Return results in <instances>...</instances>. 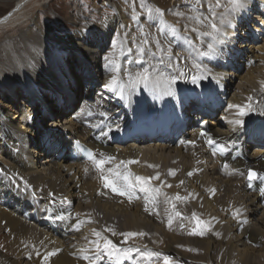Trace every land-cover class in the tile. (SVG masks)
I'll return each mask as SVG.
<instances>
[{"label":"bare ground","instance_id":"bare-ground-1","mask_svg":"<svg viewBox=\"0 0 264 264\" xmlns=\"http://www.w3.org/2000/svg\"><path fill=\"white\" fill-rule=\"evenodd\" d=\"M96 1L110 7L112 14L105 11L107 15L103 12L99 18L78 9L70 22L58 13L48 20L41 13L50 0H15L0 16V264L89 263L83 257L94 254L89 251L95 248L91 242L102 244L104 238L141 250L121 256L119 264H147L143 248L163 251L175 258L174 264H264V43L257 45L264 37H260L264 0H247L212 58L197 57L185 41L167 35L174 40L171 62L177 65L179 54L180 71L195 73L194 62L210 70L209 79L199 86L178 80L170 96L163 94V87L132 89L127 83L128 74L141 70L133 62L138 54L129 53L133 44L129 34L135 32L129 27H142L152 45L154 33L160 34L157 27L147 15L131 21L114 0ZM209 2L216 0H203L205 13ZM194 3L182 7L175 2L185 14L178 23L163 19L199 45L191 31L199 26L188 19ZM115 36L119 46L113 45ZM160 56L163 53H157ZM67 60L73 64H65ZM144 61L143 66L158 65L155 57ZM242 69L246 71L240 76ZM165 71L177 74L175 67ZM113 75L118 87L109 94L103 85ZM59 82L62 93L57 90ZM77 85L86 88L81 99ZM16 97L21 99L19 105L14 103ZM220 104L227 107L217 120ZM229 105L250 108L239 116L240 109ZM236 119L243 123L235 124ZM190 122L192 127L185 130ZM201 130L206 134L199 136ZM209 139L214 143L208 144ZM75 141L91 147L95 159H115L101 169L93 160H74ZM215 145L227 154L215 152ZM170 170L175 175H169ZM249 170L259 174L254 188L247 186ZM190 171L192 176L187 175ZM116 173L129 176L133 184L136 176L159 174V179L150 181L159 193L140 192L137 185L131 198L114 194L104 187L101 176L122 187L124 181ZM146 195L154 199L146 203ZM49 209L54 211L50 216L54 228L45 222ZM170 219L172 224L203 222V229L214 234H208L209 241L197 242L206 245V257L181 252L175 245L181 239L176 232L164 249L153 242H145L146 246L132 242L140 241L136 238L124 243L121 233L128 227L149 232L154 224L169 225ZM117 224L124 232L115 230ZM93 230L101 236L97 238ZM98 264L115 261L101 256Z\"/></svg>","mask_w":264,"mask_h":264},{"label":"snow or ice","instance_id":"snow-or-ice-1","mask_svg":"<svg viewBox=\"0 0 264 264\" xmlns=\"http://www.w3.org/2000/svg\"><path fill=\"white\" fill-rule=\"evenodd\" d=\"M203 4V0H195V3L189 6V11L193 13L192 16H189L188 19L195 21V23L199 27H194L191 29L192 32L196 33V39L200 42L199 45L193 44L191 38L187 36H180L179 29L177 26L169 24L166 20L163 19L165 12L163 9L159 7H151L147 4L146 0H139V7L141 12L145 13L148 16V19L152 25L157 27L158 32L167 38L168 34L176 37L177 39H181L187 43L189 48L195 49V54L197 57H207L212 58L216 55L218 46L224 43V38L226 36V28L232 27L233 21L241 14V12L247 6V0H216L215 4L208 3L207 4V13L201 10V5ZM222 11H218L221 10ZM133 15L131 19L135 22L137 21L140 16L136 13L135 6H133ZM171 11V10H169ZM173 15L178 17H183L185 14L181 11L172 12ZM200 28L205 30L201 31ZM187 31V29H186ZM141 35H146L143 31V28L140 29ZM207 38V40H205ZM135 39V38H134ZM153 42L155 43L157 52L153 53L146 49V46L149 44V40L145 38L142 41V46L138 47L137 54L140 59L133 61L141 65V70L137 71L135 74H128V86L132 89H135L139 86H143L145 90L155 89L160 90L161 87L164 89V95H173V85L177 83L178 80H185L190 82L192 85L199 86L200 81L209 79L210 70L206 69L202 63L194 62L193 67L197 69L195 73H186L184 71H180L178 68V64L181 60L179 54H177V65H173L171 62L172 58V49L169 47L166 51L162 49L160 41L153 37ZM113 45H115V41H113ZM132 49H129V53H131ZM163 53V56L159 57L158 65H150V66H143L145 61L143 57L148 55L150 57H156L157 53ZM164 56L168 58V62H165ZM105 60L108 64H111L112 61L106 56ZM163 66V67H161ZM176 68L177 74H171L166 72L165 69H173ZM104 89L110 92H115L118 87L117 78L115 75L103 85ZM264 87V85H262ZM251 99V97H249ZM229 108H238L239 116H244L247 114L245 111L246 108H250L249 105H229ZM235 124L240 125L243 123L242 120L236 119L234 121ZM106 135V133H105ZM204 135V133H201ZM181 143H188L194 144V141H182ZM208 144H213L214 140L209 139L207 141ZM103 155V154H102ZM89 157L93 159L94 164L97 169H100L106 161L103 159L97 160L95 159L94 155L89 152ZM114 159L113 157H108L107 160L110 161ZM128 164L135 163V161H128ZM121 164H125L124 161H121ZM111 171V170H109ZM193 172H188V176H192ZM118 177L123 179L124 184L122 187H118L115 181L109 180L106 177H101L104 181V186L106 188H111L114 193H117L121 196H129L131 198L132 192L134 189L139 186V191L151 194L153 192L159 193V189H153L150 185L151 180L159 179V174L153 177H141L136 176L135 181L136 183L133 184L129 180V176H122L120 173H116ZM169 175H175L174 171L169 172ZM259 178V174L253 170H249L247 173V179L252 181L253 179ZM183 183V181H181ZM170 187V185H169ZM123 189V190H122ZM264 192V190H262ZM53 193H49V196H52ZM146 203L149 199H154V197L150 195H146L145 197ZM177 200L182 199L179 195L176 196ZM147 211V208L145 209ZM177 216L181 214L179 212L176 213ZM59 218V217H58ZM193 219H196L195 214H193ZM171 224V219L169 220V225ZM197 229L190 232V235H203V222L197 220ZM108 229H106L107 231ZM93 234L99 238L101 233L98 231L93 230ZM115 235V233H113ZM122 236L125 237L124 243H127V238L137 237V236H144L146 235L143 232H129V233H121ZM95 245L94 249L89 251L93 252L94 254L91 256H84L83 258L89 261V264H98V257H106L109 261H115V264H119L120 257L123 256L124 258H128L133 251L140 252V249H131L126 247H121L117 243H114L112 240L104 238L103 243L101 244L98 240L92 241ZM52 255V253H49ZM142 258H146L151 260L152 258H161L162 254L158 252H143L141 253ZM162 264H174L173 260L167 256H162Z\"/></svg>","mask_w":264,"mask_h":264},{"label":"rangeland","instance_id":"rangeland-1","mask_svg":"<svg viewBox=\"0 0 264 264\" xmlns=\"http://www.w3.org/2000/svg\"><path fill=\"white\" fill-rule=\"evenodd\" d=\"M177 1L181 3L182 7H185V6L189 5L190 3H192L194 0H146L147 4L149 6H151V7H159L161 9H163L164 12H165L164 16H167L170 21L171 20L175 21L174 23H178L179 20H180V17L172 14V12L179 11V9L175 8V2H177ZM14 2H15V0H0V16L5 15L9 11V9L14 5ZM114 2H117L119 4V6L124 9V11L128 14V18L131 21H133L131 19L132 15H133V11H132L133 6H135V10H136L137 14L146 15L145 13L141 12V10H140L139 0H114ZM78 9H82L87 14H91V15H94V17H99V18L104 17V16L107 15L105 11H108V13L112 14V9L110 7H105V5L102 6L101 3L96 1V0H50L49 4L46 6L45 12H42L41 14H42V16H43V14L47 15L48 16V20H53V18H52L53 13H58L59 15L63 16L64 18H66V22H70L69 17L73 13H75V11H79ZM169 10H171V11H169ZM103 12H105L104 16H100V15H103ZM48 23H51V22L48 21ZM140 29H141V27L132 26V25L129 27V30L135 31L133 35L129 34V37L131 38V40H133V41L130 40L131 42L130 41L129 42L133 43L130 47H131L132 51L134 50L136 53H137L138 47L142 46V41L145 38H147L146 35H141ZM152 31L155 32L157 30L154 29ZM260 35H261L260 37L264 36L262 34H260ZM158 36L161 37V39L159 41H160L162 49H164L166 51L170 47V44L174 40L171 37L167 36V38H165L161 34H156V33H154L152 38L153 37L158 38ZM115 38H116V36L114 37L115 46L116 45L119 46L120 43L118 42V39L117 38L115 39ZM257 41H259L257 43V45L259 43L263 44L264 43V37H263V39H261V40L259 39ZM151 45H152V43L149 42V44L146 46V48H149L152 52H157L155 44H153L152 46ZM146 58L149 59L150 56L147 55L146 57H143V60H147ZM137 59H140V57L137 58ZM155 59L157 61L159 60L158 57H155ZM164 59L168 60V58L166 56H164ZM190 59H191V61L193 60L192 57H190ZM65 64L72 65L73 63H72L71 60H67V61H65ZM251 66L254 67V63H252ZM242 70H244V69H242ZM242 70L239 72L240 76H242L243 73L246 71V70H244V71H242ZM61 73H62V78L65 79L64 72H61ZM74 76H75V73L72 76V79L74 78ZM237 82H238V79H236L235 85L237 84ZM99 84L100 83L96 82L95 86H98ZM59 86H60V82L58 83L57 90H58V93H59V91H60V93H62L61 89H59ZM77 86H78V88H77V96L80 95V99H81V97L83 98V94L86 91V88H85V85H80V87H79V85H77ZM70 93H71V89H70ZM17 98L18 97H16L14 103H16V105H19V103L21 102V99L20 98L17 99ZM103 102H105L104 98H103ZM225 107H227V106L224 105V104H220L218 106V108L216 110V114H215L217 120H218L217 117H219V116H221L223 114V111L226 109ZM68 111L70 112V110H68ZM191 127H192V123L190 122L186 126L185 130H189ZM163 181H165V179ZM187 201H188V199H187ZM199 213L200 212H198V214ZM187 217L188 216H186L185 218H187ZM173 218H172V221H173ZM186 224L185 225L184 224H177V223H173V224L171 223L170 225H168L166 223H165V225L163 223L162 224H154V228H152L149 232H143L147 236L146 235L137 236L139 238L131 237L133 239L136 238V239L140 240V241L134 240L132 242H134V243L143 242L144 245H145V242H149L150 244L153 242V244H151L152 246L159 245L161 247L163 246V249H164V247L167 246L168 242H170L169 241L170 234L172 235L173 232H176L181 239L175 245L178 246V248L180 249L181 252L187 253V254L193 253L195 255H203V254H205L203 256L206 257L207 253H205V249H204V247H206V245L203 244V246H204L203 247L200 244H198L197 242L198 241H209L211 238H209L208 234H210V235H214V234H212V232L208 231L207 228H204L203 229V235H190L189 233L191 231L196 230L198 225H197V223H195V224L186 223ZM124 229L125 228L119 226V224H117L116 227H115L116 231L124 232L123 231ZM154 230H156V231H154ZM130 231L133 232L132 228L128 227V229H125L124 233H129ZM140 232H142V231H140ZM159 232H160V234H159ZM137 233H139V232H137ZM128 239H130V238H128ZM194 245L196 247L195 249H194ZM143 252H155V249L154 248H148V249L147 248H143L142 253ZM160 253L162 254V256L166 255L163 251H160ZM162 256H161V258H159V261H158V258H155V259L152 258V260H148L147 264H161L162 263V260H161ZM170 258L173 261H175L174 257H170ZM82 264H89V263L85 262V263H82Z\"/></svg>","mask_w":264,"mask_h":264}]
</instances>
